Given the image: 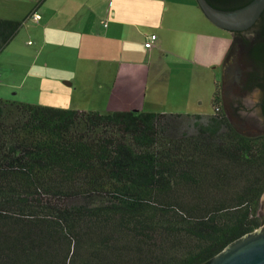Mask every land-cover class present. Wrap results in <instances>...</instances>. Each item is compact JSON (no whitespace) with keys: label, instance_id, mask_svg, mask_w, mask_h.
<instances>
[{"label":"trees","instance_id":"16d2710c","mask_svg":"<svg viewBox=\"0 0 264 264\" xmlns=\"http://www.w3.org/2000/svg\"><path fill=\"white\" fill-rule=\"evenodd\" d=\"M35 13L0 18V53ZM257 24L264 33V12ZM235 52L264 76V43L233 40L224 60ZM212 105L99 112L0 99V264H209L264 225V132L237 130L221 82Z\"/></svg>","mask_w":264,"mask_h":264},{"label":"crops","instance_id":"0c3cea01","mask_svg":"<svg viewBox=\"0 0 264 264\" xmlns=\"http://www.w3.org/2000/svg\"><path fill=\"white\" fill-rule=\"evenodd\" d=\"M182 5L183 1L176 3L175 0H0V18L23 21L34 10L39 11V23L29 22L26 29L23 27L24 36L14 37L15 40L10 45L12 49L18 50L21 56L23 50L19 49V44L25 50L34 46L37 40L41 48L36 49L44 68L62 60L89 74L88 65H107L110 75H116L110 100L105 104V112L136 109L144 111L136 98L146 97L150 86L135 80L139 79V74L144 69L155 73L166 72L161 64L172 53L167 41H176L184 48L182 52L177 51L180 55L175 56L188 61L187 63L190 62L188 56H194L199 59L203 68L214 63L218 64L217 67H222L224 59L221 64L220 61L208 63L206 60L209 57L219 59L224 53L222 44L227 45L229 42L228 46H231L233 41L231 35L217 37L215 32H206L204 29H168L167 32L162 27L165 19L170 12L173 13V19L176 13L174 8H181ZM151 35H156L155 44L153 48H147L146 41ZM212 35L218 42H214V47L209 42L206 45L208 40L214 39ZM198 40H202L203 50H196ZM29 41H33L32 45L28 44ZM187 47H194L192 55H186ZM198 51L202 52L199 57ZM204 59L206 60L203 61ZM195 61L193 64L197 65L198 62ZM120 74H124L123 77ZM150 79L151 77L147 78L148 82ZM216 82L217 79L214 80L215 84ZM189 98L190 95L186 94V99ZM196 100H202L199 93L195 94V103ZM82 110L100 112L97 107ZM146 112L176 113L153 110ZM182 114H197V111H185Z\"/></svg>","mask_w":264,"mask_h":264},{"label":"rangeland","instance_id":"374dc122","mask_svg":"<svg viewBox=\"0 0 264 264\" xmlns=\"http://www.w3.org/2000/svg\"><path fill=\"white\" fill-rule=\"evenodd\" d=\"M175 1L176 3L183 1L184 5L181 8H174L176 13L173 19H171L173 13L170 12L168 14L162 25L167 32L168 29H181L184 31L187 29L192 31L204 29L206 32H215L217 37L219 35L224 37L232 36L231 33L214 27L205 18L196 0ZM154 5H156V2H154ZM153 27H156V25H153ZM22 35L24 36L23 29L17 33L16 37H21ZM212 38H214V35H212ZM215 39L208 40L206 45L209 42L214 47L215 43H218ZM13 41L0 53V99L60 109L82 110L83 108L97 107L100 112L106 111L105 104L110 100L111 89L116 75H110L107 65H88L89 74L62 60L53 63L48 68H44L37 52V49L40 50L41 48L37 40L34 46L27 47L25 50L20 48V43L19 49L23 50L21 56L18 50L11 48L12 46L10 45H12ZM32 43L33 41L28 44L32 45ZM167 43L172 53L168 55L165 63L161 64L163 70L166 68V72L155 73L152 70L144 69L139 74V79L135 80L138 83H144L147 87L150 86L146 97L140 96L136 98L141 103L142 109L144 111L153 110L176 113L197 111V114H212L214 112L212 105V96L215 90L214 80L217 79L218 82H221L222 67H217L218 64L214 63L207 68H203L199 59L194 56H188L190 62L187 63L188 61L181 60L175 56L180 55L177 51L182 52L184 48L176 41L172 43L167 41ZM228 43L227 45L222 44L224 53L219 59L207 58L206 56L208 60L204 59L203 61L206 60L208 63L210 61H220L219 64H221L226 51L230 48ZM193 48L187 47L185 50L186 55H192ZM203 48L202 40H198L196 50H203ZM201 54L202 52L198 51L197 57ZM195 60L198 62L197 65L193 64V62H196ZM123 75L120 74L121 77ZM117 76L119 77V74ZM148 77H151L149 82L147 80ZM197 93L202 96V100H196L195 103V94ZM186 94L190 95L189 99H186ZM223 109L229 117L224 101ZM234 126L238 131L245 134L253 135L264 132V128H238L236 125ZM263 196L264 194L262 198Z\"/></svg>","mask_w":264,"mask_h":264},{"label":"water","instance_id":"95a60500","mask_svg":"<svg viewBox=\"0 0 264 264\" xmlns=\"http://www.w3.org/2000/svg\"><path fill=\"white\" fill-rule=\"evenodd\" d=\"M196 2L204 16L213 25L229 33L235 31L243 32L251 28L264 11V0H253L243 8L230 11L215 8L208 0H196ZM239 55L241 54L239 53ZM239 64L244 69L249 67L247 62L245 64L243 60L239 61ZM231 77H233V74ZM229 91L230 94L226 97L227 102L224 104L233 124L238 128H264L258 123L252 124L256 115L250 106L252 102L256 101V93L242 97L244 105L236 109L230 102L234 99L231 93H235L236 96L238 91L233 84L229 85ZM263 201L264 196L260 201L261 211L264 208ZM209 264H264V225L230 243Z\"/></svg>","mask_w":264,"mask_h":264},{"label":"flooded vegetation","instance_id":"af4514ba","mask_svg":"<svg viewBox=\"0 0 264 264\" xmlns=\"http://www.w3.org/2000/svg\"><path fill=\"white\" fill-rule=\"evenodd\" d=\"M210 3L215 8L222 10H237L249 5L253 0H209ZM264 12V11H263ZM259 21V20H258ZM258 21L249 29L245 31H235L232 34V39L236 42H242L245 38L248 39L249 42L254 46L255 44L264 43V33L260 26H258ZM228 32V31H227ZM229 33V32H228ZM253 54V52H251ZM251 59V58H250ZM245 60L239 52L233 53L224 63L222 67V79L221 87H222V97L224 103L227 102V96L230 94L229 85L233 84L234 88L237 89L236 92L238 95L235 96L233 94L234 99L231 100V105L238 109L244 105V101L242 97L246 95H252L254 92L256 93V101L252 102L250 108L254 110L256 117L254 118V122L252 124L258 123L261 126H264V76L261 75L255 79L253 77L252 68L254 67L252 61L250 63L246 60L247 64L251 67L248 72H245V69L241 67L239 61ZM252 60V59H251ZM246 64V63H245ZM233 74V77H231ZM251 76V77H250ZM241 77V78H240ZM249 78V79H248ZM235 92V91H234ZM245 107V106H244ZM256 126V125H254ZM264 203V201H263Z\"/></svg>","mask_w":264,"mask_h":264},{"label":"built area","instance_id":"2783aa9c","mask_svg":"<svg viewBox=\"0 0 264 264\" xmlns=\"http://www.w3.org/2000/svg\"><path fill=\"white\" fill-rule=\"evenodd\" d=\"M31 18L34 22H38L40 19V15L35 13ZM155 40H156V35H151L149 38H147L146 47L152 48V46L155 44ZM28 43L31 44V41H29Z\"/></svg>","mask_w":264,"mask_h":264}]
</instances>
